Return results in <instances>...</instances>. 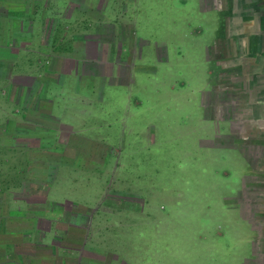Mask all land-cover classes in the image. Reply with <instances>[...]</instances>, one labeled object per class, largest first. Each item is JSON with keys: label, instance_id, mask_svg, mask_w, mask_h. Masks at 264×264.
Listing matches in <instances>:
<instances>
[{"label": "rangeland", "instance_id": "1", "mask_svg": "<svg viewBox=\"0 0 264 264\" xmlns=\"http://www.w3.org/2000/svg\"><path fill=\"white\" fill-rule=\"evenodd\" d=\"M25 1L8 0V16L13 8L24 13ZM28 1L34 16L46 1L60 33L70 23L71 37L108 42L111 59L121 53L129 76L110 85L109 94L135 92L157 101L156 150L142 155V165L120 167L110 157L108 166H99L100 159H89L98 164L86 167L95 197L87 201L82 226L90 234L78 227L71 236L65 232L62 243L77 246L65 253L101 260L115 255L112 264H264V145L260 132L251 140L245 120L264 118V0H184L177 9L168 0ZM170 12L190 20L184 52L178 49L184 41L165 38ZM26 26L8 24L18 44ZM197 31L205 38L192 37ZM99 91L98 84L91 93ZM141 134L148 142L147 132ZM250 141L257 151H246ZM238 154L241 163L254 159L252 165H231ZM16 200L11 205H25Z\"/></svg>", "mask_w": 264, "mask_h": 264}, {"label": "crops", "instance_id": "2", "mask_svg": "<svg viewBox=\"0 0 264 264\" xmlns=\"http://www.w3.org/2000/svg\"><path fill=\"white\" fill-rule=\"evenodd\" d=\"M183 1L168 0L167 5L182 8ZM28 2H22L24 13L9 10L10 17L8 0H0V264H112L115 255L101 260L66 254L77 246L63 244L62 239L65 232L71 236L77 227L85 229L82 225L88 224L87 201L95 196L87 189L86 167L97 162L89 159H100L99 164L103 163L99 166H108L112 157L117 166L135 167L142 165L143 154L156 150L157 101L135 92L109 94L110 85L129 76L121 53L117 60L111 59L114 51L108 42L92 36L77 39L76 33L71 37L70 23L64 24L60 33L61 22L49 13L46 1L36 16L30 14ZM169 14L166 22L171 25L165 38L184 41L178 47L184 52L190 44L185 40L193 34L186 27L190 20ZM19 22L27 24L21 30L20 44L8 28L9 23L16 26ZM175 23L181 24L180 30ZM204 34L197 31L192 37L205 38ZM205 46L202 42L201 47ZM200 53L204 55V51ZM98 84L100 91L91 93ZM245 117L251 124V140L260 132L264 145V118ZM141 129L150 137L148 142ZM199 134L204 136V130ZM49 137L54 141L46 144ZM256 143L250 141L246 151H257ZM114 149L119 154H112ZM94 151L99 154H92ZM261 155L264 157V152ZM252 160L247 157L241 163L238 154L236 162L231 159L230 163L248 166ZM13 172L15 178L9 179L8 173ZM18 198H23L25 205H11L10 201ZM59 228L64 230L61 235ZM85 230L90 234L88 226Z\"/></svg>", "mask_w": 264, "mask_h": 264}]
</instances>
